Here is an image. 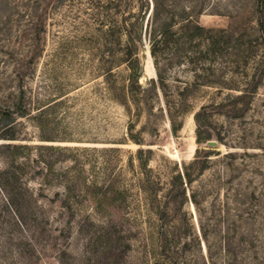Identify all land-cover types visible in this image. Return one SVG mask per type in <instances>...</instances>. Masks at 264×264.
<instances>
[{
  "label": "rangeland",
  "instance_id": "rangeland-1",
  "mask_svg": "<svg viewBox=\"0 0 264 264\" xmlns=\"http://www.w3.org/2000/svg\"><path fill=\"white\" fill-rule=\"evenodd\" d=\"M200 3L206 9L198 16L200 24L235 31L228 48L216 59L210 56L205 61L178 62L172 56L173 65L163 72L165 87L151 89L150 80L158 77L146 32L151 9L143 15L139 46L143 95L137 106L122 97L129 70L123 59L125 35L121 31L127 18L138 22L142 16L137 0L130 5L126 0H0V106L26 110L24 116H15L17 139L0 138V264H45L54 262L51 255L56 252L48 243L43 261L20 255L26 247L25 236L32 232L15 224L11 204L27 224L32 223V204L54 235L69 217L61 207L67 186L79 194L82 186L92 182L124 185L130 189L131 199L139 200L144 208L146 194L140 185L143 174L137 159L140 148L152 169L159 197L169 187L176 163L181 166L193 160L198 147L214 149L209 168L191 188L200 192L205 218L212 217L215 204L221 214L219 205L228 201L230 185L244 181L238 170L241 155L264 152V78L245 117L213 114L207 129L217 144L198 145L195 112L202 105L219 102L230 91L224 81L243 80L246 70L252 71L250 60L259 54L254 0ZM109 67H113L112 75ZM184 89L185 94L179 95ZM170 107L173 112L188 109L178 113V120L184 121L178 133L170 124ZM131 122L141 144L130 136ZM3 127L5 122L0 120ZM217 134L223 143L218 142ZM7 143L30 147L18 153L4 145ZM228 152L236 157H225ZM185 209L197 219L193 204H186ZM89 235L75 234L73 250L82 253ZM42 236L35 232L37 240Z\"/></svg>",
  "mask_w": 264,
  "mask_h": 264
},
{
  "label": "trees",
  "instance_id": "trees-1",
  "mask_svg": "<svg viewBox=\"0 0 264 264\" xmlns=\"http://www.w3.org/2000/svg\"><path fill=\"white\" fill-rule=\"evenodd\" d=\"M133 1L126 0L127 5ZM137 1L142 16L138 22H131L127 18L128 21L125 20L121 28L125 35L123 59L129 70L122 97L140 106L143 89L140 83L142 72L139 46L146 18L144 14L152 9L147 19L146 32L158 77L150 80L151 89L165 87L163 72L167 66L173 65L172 56L176 55L178 62L183 59L205 61L210 56L216 59L228 48L235 31L200 24L198 16L206 10L200 0H189L188 4L178 0ZM253 10L259 54L250 58L252 71L246 70L243 80L229 84L224 78V84L228 85L226 87L230 91L219 102L202 105L195 112L198 145L213 139V133L207 129L213 114L222 113L231 119L244 118L263 81L264 0H254ZM112 69H108L110 75ZM184 92L185 89L179 95H184ZM187 110L181 108L179 112ZM168 111L172 130L178 133L183 128V118L178 120L179 112H173L171 107ZM25 112L23 106L17 110L0 106V120L5 122V127L0 128V138L17 139L13 129L15 116H24ZM134 128V122H131L130 136L141 144L140 138L134 135ZM216 137L218 142L223 143L221 134ZM4 145L14 148L18 153L22 148L30 147L26 144ZM59 149L71 150L68 146H59ZM201 151L204 152L203 157ZM213 152L212 148L205 151L198 147L193 160L181 166L176 163L169 187L159 197L158 189L152 181V169L148 159L143 156V148H140L137 159L143 174L140 185L146 194L144 208L139 200L131 199L130 189L124 185L92 182L82 186L79 194H74L73 187L67 186L61 207L69 217L55 235L48 227L49 222L43 223L44 219H39L32 204H29L31 224H27L19 216L18 208L11 204L17 218L15 224L23 226L27 233L32 232L25 236L23 244L26 247L20 250V255L43 261L45 245L50 243L56 249L55 255H51L54 262L45 264H264V152L251 154L246 151L241 155L243 161L238 170L244 181L230 185L228 201L221 204V207L219 205L221 214L217 213L218 207L215 204L212 217L205 218L200 192L191 186L209 168V157ZM225 157L234 158L236 154L228 152ZM188 203L193 204L198 212L196 220L192 212L185 209ZM115 213L119 216L116 217ZM37 231L44 235L40 240L35 238ZM74 233L80 236L90 234L86 239L87 246L80 254L71 246Z\"/></svg>",
  "mask_w": 264,
  "mask_h": 264
},
{
  "label": "water",
  "instance_id": "water-1",
  "mask_svg": "<svg viewBox=\"0 0 264 264\" xmlns=\"http://www.w3.org/2000/svg\"><path fill=\"white\" fill-rule=\"evenodd\" d=\"M208 144L215 146L217 144V142L215 140H210V141H208Z\"/></svg>",
  "mask_w": 264,
  "mask_h": 264
}]
</instances>
